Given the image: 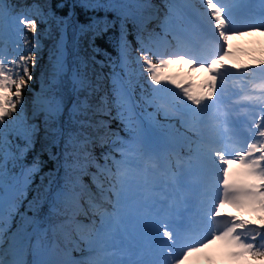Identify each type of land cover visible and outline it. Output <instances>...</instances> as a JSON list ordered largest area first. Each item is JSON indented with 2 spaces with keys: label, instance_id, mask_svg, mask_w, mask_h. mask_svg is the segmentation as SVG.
Returning a JSON list of instances; mask_svg holds the SVG:
<instances>
[{
  "label": "snow or ice",
  "instance_id": "6c2138e0",
  "mask_svg": "<svg viewBox=\"0 0 264 264\" xmlns=\"http://www.w3.org/2000/svg\"><path fill=\"white\" fill-rule=\"evenodd\" d=\"M18 7L0 0V41L11 36L24 49L10 55L0 47V264H183L218 240L234 259L264 260V83L243 96V113L227 86L235 73L264 81V59L255 67L224 63L230 38L264 33V0L249 5L243 29L235 27L236 0H168L163 13L151 0ZM77 13L86 16L78 35L109 72L93 76L85 61L71 78L69 107L58 41L53 73L28 116L23 93L38 61L37 18L66 27ZM213 41L219 51L202 58L199 45ZM177 64L208 78L194 88L171 71ZM41 138L63 175L49 174L47 184L41 176L33 188L43 161L26 160ZM192 176L200 182L189 183ZM193 191L207 196L196 213L207 235L186 245ZM225 204L256 218L222 213Z\"/></svg>",
  "mask_w": 264,
  "mask_h": 264
},
{
  "label": "trees",
  "instance_id": "16d2710c",
  "mask_svg": "<svg viewBox=\"0 0 264 264\" xmlns=\"http://www.w3.org/2000/svg\"><path fill=\"white\" fill-rule=\"evenodd\" d=\"M58 0H28L27 3L30 4H40L43 6L45 10L52 8ZM67 9H56V16L62 17L66 16ZM86 18L81 13H77L71 19H75L78 22H83ZM38 20V34L36 39L39 41V50L38 53V61L37 66L33 69V79L29 84V87L24 90V101L26 107V114L31 116L32 113V104L34 97L39 96L42 93V90L45 88L48 80L51 78L49 75L50 62L49 59L54 58L56 56V44L54 41L59 39V31L62 26H58L55 19L50 20L48 23H40ZM83 37L82 47L80 49V54L84 58L82 62H80V69L83 68V63L86 61L88 64V71L90 74L95 76L96 74L104 73V68H101L99 64L93 62V52L91 48L88 46L87 39ZM261 59H264V53L259 54ZM96 60H101V56H96ZM41 79L44 81V85H40ZM105 87L106 84L104 83ZM69 89L70 84L68 85ZM66 101H68L69 107L71 106V99L64 93ZM115 127V124L113 125ZM45 141L41 138L36 145V150L39 152V155L45 159V164L42 169V175L45 176L44 184L48 183L49 174L53 175L54 171L57 167V161L55 159H49L48 152L42 151V144ZM57 149V148H56ZM59 151V149L57 150ZM53 152V151H52ZM54 153V152H53ZM40 183V181H39Z\"/></svg>",
  "mask_w": 264,
  "mask_h": 264
}]
</instances>
